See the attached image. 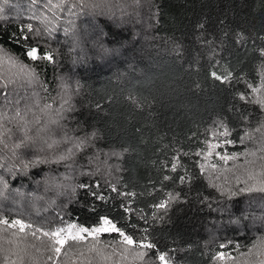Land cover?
I'll list each match as a JSON object with an SVG mask.
<instances>
[{
  "label": "trees",
  "instance_id": "1",
  "mask_svg": "<svg viewBox=\"0 0 264 264\" xmlns=\"http://www.w3.org/2000/svg\"><path fill=\"white\" fill-rule=\"evenodd\" d=\"M22 30L28 40L17 44ZM0 46L38 80L31 89L16 68L0 65L8 83L0 122L20 115L31 93L38 106L51 105L47 96L70 85L65 131L87 142L79 162L118 155L113 176L105 164L82 173L60 204L45 187L62 170L50 151L0 125V219L9 221L0 224V264H97V256L56 254L31 232L91 228L100 217L137 244H154L147 259L163 253L169 264H218V252L239 257L264 242V193L241 191L259 187V177H229L222 190L204 159L217 144L219 156L255 153L264 170V107L252 91L264 85V0H0ZM32 47L53 61L27 58ZM17 219L33 227H10ZM102 239L123 241L116 232Z\"/></svg>",
  "mask_w": 264,
  "mask_h": 264
},
{
  "label": "rangeland",
  "instance_id": "2",
  "mask_svg": "<svg viewBox=\"0 0 264 264\" xmlns=\"http://www.w3.org/2000/svg\"><path fill=\"white\" fill-rule=\"evenodd\" d=\"M3 65L7 66L8 69H10L9 66L12 67L8 63H4ZM13 68H16V72H19L17 67ZM28 69L31 70L30 68ZM20 76L23 80L27 81L31 89L34 84L36 85L38 83L36 75L32 80H27L22 75ZM40 86L42 87V85ZM23 88H26V86ZM34 91H36V89H34ZM71 93L72 89L70 85H66L61 92L55 93L52 98L50 97L51 94H49L46 102H51V108H46V105L43 104L38 106L37 98H34V94L31 93L28 96L30 101L26 102L25 106H23V112L17 115V117L13 116L10 118V122L17 120L16 122H0V125L6 128L8 137L11 136V138H16L17 134L15 132H20L24 139L25 137L27 138V141H32L36 144L35 146H42L41 151L45 154L46 151H50L48 155L50 156L52 164L55 163L58 167L56 169L62 168V170L60 174H57V172L55 174L53 170V173H50V179L45 184V187L49 186L51 191L53 190V202L57 199L60 204L65 202L66 199L73 194L76 183H78L77 178L81 176L82 173L91 172L92 168H99L105 164L104 166H107V173H109V176H113L116 167L112 159L118 157L114 152L105 153L104 155L97 153L96 156H93V158L96 159L94 160L95 162H93L94 165H92V156L87 157L89 160L86 163L84 160L79 162L81 161L80 154L85 151L87 142L81 140L77 135L74 136L69 134V131H65V116L70 105L69 101L72 98ZM36 95H38L37 92ZM261 99H264V85L258 88L255 95V100ZM262 106L264 107V105ZM48 145H51V147ZM77 145H79V147H77ZM214 154L217 153L211 151V154H209L208 152L204 158L207 166H205L206 172L212 181L222 190H227L228 186L231 185L230 181L234 177L235 179H239V177L245 173L254 174L253 177L256 180H258L259 177L260 182H264V170L258 171L259 167L255 166L257 164L259 166L257 155H252L251 152H247L234 159L224 161L220 159L221 155H217V157H215L217 160H214ZM61 157H64V159H61ZM103 159L105 161H102ZM99 160H101L102 163H100ZM228 162L230 163L229 166ZM232 170L236 171L235 175H231ZM226 175L229 176L226 177ZM58 194L60 195L56 198ZM49 203L52 204L51 202ZM46 204L48 205L47 202L44 203V205ZM42 209H44V207ZM42 212H46V210ZM67 225L69 224L63 223L56 225L51 227L49 232L57 228L67 227ZM102 234L103 233L97 236L95 240H93L92 237H88L84 241H69L62 247L61 252L63 251L69 259H74L76 257L83 259L97 256V264H162L160 260L147 259L148 255L144 249L128 245L123 241L119 243L105 242L102 239ZM141 251L145 253L142 259L137 256V253ZM261 260H264V242L259 243L255 249L248 253H244L239 257L230 256V258L220 260L218 264H259Z\"/></svg>",
  "mask_w": 264,
  "mask_h": 264
},
{
  "label": "snow or ice",
  "instance_id": "3",
  "mask_svg": "<svg viewBox=\"0 0 264 264\" xmlns=\"http://www.w3.org/2000/svg\"><path fill=\"white\" fill-rule=\"evenodd\" d=\"M32 25L29 24L27 25V29L31 30ZM16 39V43L19 44L20 40H24L27 41L28 40V36L24 35L23 30L21 31V35L19 38H15ZM38 50L35 47L32 48H25V55L27 58L35 61L38 59H43V60H47L49 62L53 61V56L51 53H45L43 56H38ZM262 55H264V49L261 50ZM4 63H8L9 65H11L12 67H17L19 69V72L17 73V75H22L25 79L27 80H32L35 78V72L32 70H29L27 68L26 65L23 64H18L17 60L11 56L10 54L7 53V51L3 48V46H0V65L4 64ZM211 75L216 79V80H220L222 82H228V80L231 78V73H227L225 75H217L216 72H212ZM8 87V83L4 80V78L2 76H0V95H3L4 99H7V95L6 93H3V89H6ZM248 87H252L251 85H249ZM253 92L258 91V89L253 88L252 89ZM241 99H244L243 96H241ZM256 103L262 104L264 105V99L261 100H257ZM46 108H51V105H46ZM17 115H19V113H17ZM92 135H95V133H93ZM224 135H227V130H225ZM226 143H232V141H226ZM49 147H51V145H48ZM77 147H79V145H77ZM219 147V145L217 144H212L210 145V149H209V154H211V150L215 149ZM219 155V153L217 154ZM252 155H255V153H252ZM236 156V154H233L232 156H229L227 154L225 155H221L220 159L227 161L229 159H234ZM61 159H64V157H61ZM174 159H178V157L174 158ZM44 161L41 160H36L33 161L32 163H43ZM177 165L175 163L172 164V170L175 171ZM201 169L203 170L204 165L200 166ZM165 179H168V177H165ZM180 180L183 182L184 177H180ZM81 187H86L85 185H81ZM115 190V189H113ZM241 191H248V192H252V191H258V192H262L264 193V182H260V186L259 187H249L246 189H241ZM93 195H95V193H93ZM134 195V194H133ZM232 195H235V193H232ZM169 197H171V194H169ZM100 199H103V197H99ZM168 201H163L161 202L158 207L160 208H165L167 206ZM100 223L98 226L95 227H78L76 224H69L67 225V227L64 228H57L54 231H45L42 228H37L34 231L31 232V235L36 238V239H40L41 236L42 237H47L49 238V240L51 241V245H50V251L59 254L61 252L62 247L67 244L69 241H73V242H77V241H84L86 240L88 237H92L93 240L96 239L97 236H99L101 233H107V232H116L118 233L121 237L124 243L128 244V245H136L137 247L141 248V249H154L156 246L150 242H145L143 240L139 241V243L137 244V241L133 240L132 236L126 235L121 229L117 228L116 225L107 217H100ZM0 224H5L8 225L9 221L7 219H0ZM10 227H16L19 226V231L23 232L26 228H32L33 226L31 224H27L22 220H13L11 222V224L9 225ZM40 233V236H37V233ZM59 245V246H57ZM220 247H225L224 245H221ZM94 248V245H93ZM92 250V249H90ZM145 253L143 251L138 252L137 256L140 257L141 259L144 257ZM217 258L220 260H225L226 258H230V254H226L224 252H218L217 254ZM49 260H52L53 257L49 256L48 257ZM158 259L162 262V264H169L168 259H166V254H159ZM11 264H15V262H11ZM259 264H264V260H261L259 262Z\"/></svg>",
  "mask_w": 264,
  "mask_h": 264
}]
</instances>
